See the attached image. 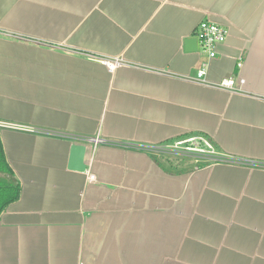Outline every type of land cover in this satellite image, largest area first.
I'll return each instance as SVG.
<instances>
[{
    "label": "crops",
    "instance_id": "0c3cea01",
    "mask_svg": "<svg viewBox=\"0 0 264 264\" xmlns=\"http://www.w3.org/2000/svg\"><path fill=\"white\" fill-rule=\"evenodd\" d=\"M205 19L228 36L200 81ZM0 120V264H264V0H0ZM190 135L232 160L168 163Z\"/></svg>",
    "mask_w": 264,
    "mask_h": 264
},
{
    "label": "built area",
    "instance_id": "2783aa9c",
    "mask_svg": "<svg viewBox=\"0 0 264 264\" xmlns=\"http://www.w3.org/2000/svg\"><path fill=\"white\" fill-rule=\"evenodd\" d=\"M227 36V28L224 25L210 19L202 20L196 27L194 37L197 38L199 49L204 55L197 73L200 81H206L210 61L218 55V47L225 42ZM104 61L109 66L110 70H114L120 64L119 60L113 61L110 59H104ZM241 82H244V80L241 79ZM219 85L232 89L238 88L234 77L224 79ZM1 127L22 128L23 126L0 120V128ZM88 141L97 145L98 143H103L105 140L97 136L88 138ZM170 147H174L177 150L194 155L203 152L210 153L213 161L232 160L231 156L218 152L213 142L203 135H190L178 138L173 141ZM162 149H164V144L159 148V150ZM91 178L94 179V175H91Z\"/></svg>",
    "mask_w": 264,
    "mask_h": 264
},
{
    "label": "trees",
    "instance_id": "16d2710c",
    "mask_svg": "<svg viewBox=\"0 0 264 264\" xmlns=\"http://www.w3.org/2000/svg\"><path fill=\"white\" fill-rule=\"evenodd\" d=\"M12 174H14V170L7 158L0 134V216L12 203L20 198L22 193L21 184L9 178Z\"/></svg>",
    "mask_w": 264,
    "mask_h": 264
},
{
    "label": "rangeland",
    "instance_id": "374dc122",
    "mask_svg": "<svg viewBox=\"0 0 264 264\" xmlns=\"http://www.w3.org/2000/svg\"><path fill=\"white\" fill-rule=\"evenodd\" d=\"M173 142H169L164 144V149H162V152L164 153L163 157L166 159L168 163H174V164H182L185 167L190 166H199L202 162H204L203 158H209L211 159L210 153H198L196 155L189 154L186 152H183L181 150H177L174 147H170ZM161 158V157H160Z\"/></svg>",
    "mask_w": 264,
    "mask_h": 264
},
{
    "label": "water",
    "instance_id": "95a60500",
    "mask_svg": "<svg viewBox=\"0 0 264 264\" xmlns=\"http://www.w3.org/2000/svg\"><path fill=\"white\" fill-rule=\"evenodd\" d=\"M191 45V49H198V41L196 37L189 38L187 40ZM86 152L87 145L84 143H75L71 148V157L69 162V167L72 169H77L80 171H85L87 168L86 164Z\"/></svg>",
    "mask_w": 264,
    "mask_h": 264
}]
</instances>
